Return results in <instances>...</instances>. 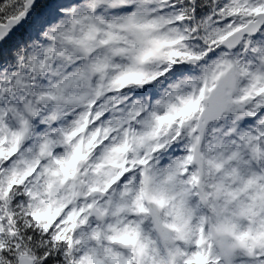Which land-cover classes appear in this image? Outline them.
Listing matches in <instances>:
<instances>
[{"label":"snow or ice","instance_id":"snow-or-ice-1","mask_svg":"<svg viewBox=\"0 0 264 264\" xmlns=\"http://www.w3.org/2000/svg\"><path fill=\"white\" fill-rule=\"evenodd\" d=\"M0 264H264V0H0Z\"/></svg>","mask_w":264,"mask_h":264}]
</instances>
